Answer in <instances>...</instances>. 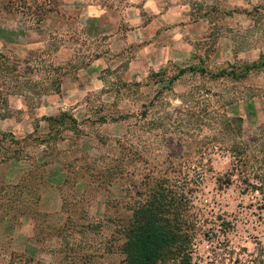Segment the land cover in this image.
<instances>
[{"label": "rangeland", "instance_id": "1", "mask_svg": "<svg viewBox=\"0 0 264 264\" xmlns=\"http://www.w3.org/2000/svg\"><path fill=\"white\" fill-rule=\"evenodd\" d=\"M2 1L9 23L39 18L42 0ZM188 2L203 16L191 55L147 75L148 61L92 68L64 13L44 46L1 52L0 264H120L132 209L161 177L192 201L194 264H264V192L227 176L236 145L253 173L264 164L250 144L264 66L242 73L264 60V0ZM169 15L173 29L194 19Z\"/></svg>", "mask_w": 264, "mask_h": 264}, {"label": "crops", "instance_id": "2", "mask_svg": "<svg viewBox=\"0 0 264 264\" xmlns=\"http://www.w3.org/2000/svg\"><path fill=\"white\" fill-rule=\"evenodd\" d=\"M196 1L201 6L204 0ZM7 2L0 0V21H4L0 22V54L8 48L28 50L44 46L59 29L54 15L64 13L67 20L63 25L70 29L69 33L78 32L85 44H89L92 68L96 65L103 68L115 60L148 61V70L143 75L163 70L171 61L188 58L193 51L187 47L191 39L188 28H194L196 34L203 19L194 13L188 0H122L120 11L116 0H46L45 3L42 0L36 21L20 19L18 23H9L12 11ZM120 13L129 18L117 19ZM170 13L183 21L193 15L194 19L191 24L185 22L173 29L168 21Z\"/></svg>", "mask_w": 264, "mask_h": 264}, {"label": "trees", "instance_id": "3", "mask_svg": "<svg viewBox=\"0 0 264 264\" xmlns=\"http://www.w3.org/2000/svg\"><path fill=\"white\" fill-rule=\"evenodd\" d=\"M2 58L0 73L2 72L3 77H8L13 70L8 69ZM15 65L12 69L17 68ZM262 66L264 60L261 58L257 63L244 66L242 73ZM185 70L187 69L180 70L179 74ZM223 74L238 78L234 70ZM2 101L0 92V103ZM250 144L256 145L257 152L261 154L258 161L264 163V137L253 139ZM233 149L234 161L227 174L228 180L232 181L236 176L245 188H258L264 192V164L263 167L260 166V171L257 169L253 173L255 170L251 161L254 162L255 157L242 151L240 145ZM252 179L255 183L251 182ZM184 190L178 191L163 177L155 180L148 189V194L132 209L125 226V241L121 247L123 258L120 264H194L192 249L196 238L197 216L193 212L192 201Z\"/></svg>", "mask_w": 264, "mask_h": 264}]
</instances>
